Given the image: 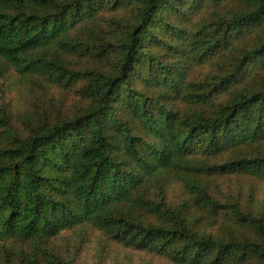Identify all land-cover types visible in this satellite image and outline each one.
<instances>
[{
    "label": "trees",
    "instance_id": "obj_1",
    "mask_svg": "<svg viewBox=\"0 0 264 264\" xmlns=\"http://www.w3.org/2000/svg\"><path fill=\"white\" fill-rule=\"evenodd\" d=\"M123 10L106 41L101 14ZM88 57L112 70L79 68ZM207 61L215 73L189 80ZM10 70L81 83L89 105L26 135L0 108V264H16L15 245L35 247L33 263L74 264L47 247L86 224L180 264H264V212L213 197L202 177L264 181V0H0V73ZM169 180L238 231H196L152 197Z\"/></svg>",
    "mask_w": 264,
    "mask_h": 264
},
{
    "label": "rangeland",
    "instance_id": "obj_2",
    "mask_svg": "<svg viewBox=\"0 0 264 264\" xmlns=\"http://www.w3.org/2000/svg\"><path fill=\"white\" fill-rule=\"evenodd\" d=\"M126 12H103L101 35L110 41L115 24L114 19L123 21ZM108 60V61H107ZM88 57L77 66L82 69H98L109 73L112 70L110 59ZM167 60H170L167 57ZM212 61L192 66L188 71V79L202 81L215 73L216 66ZM8 76V77H7ZM7 76L0 73V108L10 118L17 132L21 135L28 134L31 126L37 123L38 118L56 121L62 116H72L85 109L89 101L80 93L81 83H76L69 89L52 88L42 85L41 82L32 83L19 77L10 70ZM252 82L243 83L249 86ZM229 98V93L221 95L216 102L224 103ZM43 119V121H45ZM264 151V150H263ZM227 157L210 158L211 162H221ZM209 185V193L224 202L237 204L246 212H264V181L252 177L241 178L237 175L226 177L202 176ZM219 178V179H218ZM152 197L163 202L171 210H181L183 217L191 221L199 233L205 235H219L233 224L227 220L226 214L211 217L192 206L191 194L178 180L165 182L161 189L156 187ZM156 216L143 219V223H159ZM235 227V226H233ZM238 231V228H234ZM239 235L253 233L247 231ZM18 259L16 264H47L45 257L38 256L37 263H33L35 247L15 245ZM45 251L44 249H42ZM47 252L74 264H180L166 253L151 249H140L125 242L118 241L106 231L100 230L90 224L82 225L74 230H67L53 239L47 247ZM21 253V254H20ZM28 257L27 261L22 257ZM22 257V258H21Z\"/></svg>",
    "mask_w": 264,
    "mask_h": 264
}]
</instances>
